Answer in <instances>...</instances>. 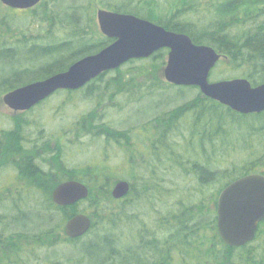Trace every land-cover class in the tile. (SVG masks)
<instances>
[{
    "label": "trees",
    "instance_id": "1",
    "mask_svg": "<svg viewBox=\"0 0 264 264\" xmlns=\"http://www.w3.org/2000/svg\"><path fill=\"white\" fill-rule=\"evenodd\" d=\"M100 2L111 11L136 15L168 30L187 34L196 44L210 45L224 55V62L233 68L234 76L247 78L255 86L264 83V0ZM92 6V0H48L35 7L43 9L38 35L27 37V30H22V38L16 40L17 47L0 46V57L13 51L12 54L17 55L19 48L26 47L31 41L36 44L28 49L37 51L38 55L28 62H14L18 67H14L11 76L8 75L5 86L3 81L7 76H0V89L42 80L107 47L111 40L95 37L94 29H90L95 25ZM8 8L1 22L11 27L15 17L20 18L26 11ZM4 39L6 43H13L7 37ZM40 41L49 44L43 46ZM168 52L164 48L149 58L131 61L145 60L146 75L150 66L164 67ZM134 77L132 73L131 78ZM94 80L86 92L59 90L40 104L57 94L65 97L63 102L96 93L102 96V100L105 95H109L106 97H111L112 101L116 98L115 92H108L111 81H106V85L100 87L102 91L98 92ZM134 86L138 85L134 83ZM145 86L150 94L158 89L168 92L175 88L180 95L178 98L169 95L167 100L157 101V107L144 118L141 127L117 130L109 122L100 121V114L98 118L96 109H92L69 128L66 133H70L63 135L65 140L54 144L51 136L59 139L61 135L44 133L40 126L35 134L29 125L30 117L24 116L38 104L17 112L13 128L0 130V171L5 167L13 168L19 178L31 180V185L2 186L0 253L5 259L1 264H28L30 259L36 262L40 258L36 257L39 244L54 247L58 242L78 246L80 253L59 256L54 249V254L50 252L44 259L45 264H172V259L177 260L176 264H264V221L256 239L239 247L227 245L217 227L221 191L246 175H264V112L238 113L205 96L197 86L174 85L161 76L156 80L146 79ZM193 89L198 92L186 99L185 92ZM110 105L121 108L118 103ZM26 128H30V132H26ZM139 128L145 130V137H148L145 142L133 139V129ZM111 137L123 144L130 145L134 141L145 146L139 154L135 152L124 160L133 164L136 173L126 176L130 190L121 199L112 195L115 178L100 174L99 163L106 162L110 168L109 149L103 151L101 146L103 159L87 162L84 169L63 166L68 149L84 145L82 140L94 144ZM22 151L50 154L51 157L44 156L50 163L47 173L32 166L31 159L23 155L19 157L18 152ZM6 154L9 158L5 159ZM2 159L9 163L2 165ZM55 164L60 167L59 171ZM81 170H85V174L79 175ZM72 178L87 183L88 198L71 206L56 204L52 199L53 189ZM211 186L214 192L209 191ZM207 198L212 201V206L204 202ZM80 203H86L87 208L79 209ZM141 204H145L143 212L139 210ZM79 212L89 214L93 224L84 236L72 238L66 235L64 227ZM166 227L196 238L181 237L182 243L178 239L175 248L169 246L171 237L167 236L168 246L163 249L160 234ZM122 228H127L131 237L125 238V231H120ZM168 228L166 232H169ZM99 231L102 232L95 234ZM209 232L212 236L204 237Z\"/></svg>",
    "mask_w": 264,
    "mask_h": 264
},
{
    "label": "water",
    "instance_id": "2",
    "mask_svg": "<svg viewBox=\"0 0 264 264\" xmlns=\"http://www.w3.org/2000/svg\"><path fill=\"white\" fill-rule=\"evenodd\" d=\"M42 0H1L14 9H31ZM97 20L104 35L114 41L98 53L75 62L65 71L6 93L4 103L15 111H26L60 89H79L101 74L117 69L132 59L149 58L168 48L164 78L178 86H197L201 92L241 114L264 112V83L254 86L247 78L210 81L212 70L222 58L214 47L196 44L184 33L166 29L133 14L100 8ZM130 190L127 180L114 187V198ZM89 196L87 185L77 179L61 182L53 200L61 206L74 205ZM264 220V175L249 174L228 184L218 201V231L230 246L252 241ZM92 219L78 213L68 220L65 231L76 238L87 233Z\"/></svg>",
    "mask_w": 264,
    "mask_h": 264
},
{
    "label": "rangeland",
    "instance_id": "3",
    "mask_svg": "<svg viewBox=\"0 0 264 264\" xmlns=\"http://www.w3.org/2000/svg\"><path fill=\"white\" fill-rule=\"evenodd\" d=\"M48 1V0H44ZM81 1V0H80ZM87 3V2H86ZM92 13L94 15V20H95V25L91 26L90 29H94L95 32V37H102V32L100 33V26L98 24L97 20V11L100 8H105L100 0H92ZM8 7L3 5V3L0 1V46L6 45V48L9 47H17V39L22 38L23 32L22 30H27V37L30 36H37L39 32V18L43 15V9L42 8H31L26 13L22 12L20 18L15 17V21H13L11 27H6L5 25L2 24L1 18L6 14ZM10 9V8H8ZM107 9V8H105ZM13 10V9H12ZM16 11H21V10H16ZM15 11V12H16ZM10 18V17H9ZM14 18V17H13ZM38 19V20H37ZM9 26V25H8ZM13 26V27H12ZM19 27V28H18ZM100 30V31H99ZM66 37V35L64 34ZM8 38L9 42L13 43H6L3 40L4 38ZM41 45L46 46L49 43L47 42H39ZM16 44V45H15ZM36 44L34 41L29 42L26 44V47H21L18 50V54H12L9 53L6 57H0V76H8L10 73L14 71V67H18L14 64V62H28L29 59L34 58L38 55L37 51H31L28 48L31 45ZM226 58H222V61L213 69L211 72L210 78L211 81H219V80H225V79H232V78H242L238 76H234L235 73L233 71V68L230 67L225 61ZM145 60L143 61H136L133 63H130V65H127L123 68V72L127 71L128 69L133 70V75L135 74V77L132 78L131 82V89L133 87L132 92H122V87H121V81L118 79H114L116 85L112 86V81L110 84V87L108 88V92H115L114 90L116 89L117 92H115V99L112 101L111 97H106L109 95H105L103 100L101 99L102 96L95 95L92 96H87V97H76V99L68 100L66 102H63V99L65 98L61 94H57L52 96L49 100L46 102L38 105L35 109H33L29 114H26L24 116H29L30 118L28 121L30 122V126L33 127L35 130L36 134V128L39 130V126L43 127L44 133L46 132L49 135H55V134H61L63 128H70L73 127V125L76 123L77 120H79L82 116H85L88 112H90L92 109H96L98 118L99 114L101 116V119L99 118L100 121H106L111 124L112 127H115L117 130H121L123 128H130V126H136V127H141L143 123H145V119L149 113L153 112L152 110L155 109V106L157 101L161 100L162 102L167 100L169 95H171L173 98H178L180 95L178 90L175 88H172L171 91L168 92H161V89H158L155 91V93L150 94V90L147 91L148 86H145V81L146 79H160V76L164 78V72L162 68H154V66H150V71H147L145 75ZM144 62V63H143ZM142 70V73L140 72ZM228 77V78H226ZM134 83H136L138 86H134ZM149 84V83H148ZM106 85V81L98 84L99 91L101 92V86ZM150 85V84H149ZM5 90H0V130H8L13 128L14 126V118L18 114L17 112L13 111L10 109L3 101V96ZM96 92V91H92ZM198 92L197 89L193 90H187L185 94L187 95V98H191L193 95H195ZM78 95V94H76ZM81 95V94H80ZM102 100V101H101ZM155 101V102H154ZM118 103V106L121 108H113L111 107V103ZM154 102V103H153ZM110 105L109 107H106ZM175 105V104H174ZM139 111L137 114L136 112ZM13 116V117H12ZM12 117V118H9ZM35 127V128H34ZM140 129V128H139ZM30 128H26V132L29 131ZM145 131V130H143ZM132 135H134L133 139L135 141H144L148 140V137H145L144 135L142 136L140 133V130H134L132 131ZM137 139V140H136ZM9 139H7L8 142ZM55 138L51 136V142H53ZM26 141V140H25ZM56 141V140H55ZM58 143V141H56ZM83 144L82 146H74L68 149V152L64 156L65 163L64 165L70 166L71 168H76L79 169L82 168L84 169L85 165L87 162L92 161L96 159V162L100 161L103 159L102 153L100 151L101 146L102 150L106 151L109 149V154H110V160L109 161V166L110 168L107 167L106 162H101L99 163V166L102 168L100 170L101 176H111L114 177V182L112 185H116L117 182L121 180H127L126 179V174L133 175L135 174V168H133V164L127 161H124L128 158V155H133V153L136 152V154H139V151L145 147L141 142L137 143H130L129 144H123L121 142H116L114 137H111L110 140H100L97 143L92 144L93 142L90 140H82ZM107 145V147H106ZM3 147L6 148L5 145ZM14 153H16V150H14ZM19 157L21 155H26L27 152H18ZM5 159L9 155L6 154L4 155ZM9 162H6L4 159H2V165H5ZM44 163V162H43ZM48 165V164H47ZM56 170L59 171L58 165L55 164ZM46 169L49 170L47 166H45ZM6 168V167H5ZM3 168L0 171V193H2L4 188L2 186L4 184H12L13 186L15 185H20V184H29L31 185V180H26L19 178L18 173L13 168L10 169H5ZM44 171V170H43ZM85 170H81L78 174L80 175L83 173ZM85 174V172L83 173ZM82 174V175H83ZM145 174V172H144ZM88 176V175H85ZM74 179V178H72ZM83 182V181H82ZM61 183V182H60ZM85 183V182H84ZM87 185V183H85ZM88 186V185H87ZM56 188V187H55ZM54 188V189H55ZM185 188H190V187H185ZM53 189V191H54ZM186 190V189H185ZM52 191V194H53ZM209 191L214 192V187L211 186L209 188ZM212 196V195H211ZM205 203H207L209 206H212V201L210 198H207L204 200ZM162 205V204H161ZM79 209H86L87 204L86 203H80L78 206ZM142 210V212L145 210V204H141L139 210ZM158 210H159V204H158ZM88 211L91 212V209L88 208ZM87 214L85 212H80ZM89 216V214H87ZM91 217V216H89ZM144 218V216L142 215ZM58 223V221H57ZM102 223V221H101ZM101 226V225H97ZM100 229H103L100 227ZM106 229V228H105ZM121 232L125 233V238L131 237L129 234V230L127 228H122L120 230ZM102 231H99L95 234H99ZM94 234V235H95ZM93 235V236H94ZM212 236L211 232L206 234L204 237L210 238ZM88 238V237H87ZM40 243V242H39ZM39 248L37 249V256L40 258L35 262L32 259H30L28 264H45L44 259H46L47 255H50V252H53L57 250L56 254L59 256L61 254L65 255H70V254H79L80 251L77 249V247H74L71 244H67L64 242H58L57 245L54 247H45V246H38ZM55 249V250H54ZM176 254V252H174ZM52 258H55L53 256ZM4 257L1 256L0 253V264L4 261Z\"/></svg>",
    "mask_w": 264,
    "mask_h": 264
},
{
    "label": "flooded vegetation",
    "instance_id": "4",
    "mask_svg": "<svg viewBox=\"0 0 264 264\" xmlns=\"http://www.w3.org/2000/svg\"><path fill=\"white\" fill-rule=\"evenodd\" d=\"M100 31V30H99ZM100 33H101V31H100ZM102 35V37L103 38H108V39H110L111 40V42H110V44L114 41V39H112V38H109V37H107V36H105V35H103V34H101ZM34 50H36V49H34ZM15 51H13V52H10V53H14ZM130 63H132V61H128L127 63H125V64H123V65H121L120 67H118L117 69H114V70H111V71H108V72H105V73H103L102 75H100V76H98V79H96L95 78V83L98 85V84H100V83H102V82H104V81H112V86H114V85H116V83H115V80L114 79H116V80H120L121 81V87H122V92H132V90H133V87H132V89H131V82H132V73H133V70L130 68V69H128L127 71H125V72H123V68L125 67V66H127V65H130ZM71 67V65L69 66V67H67L66 69H64V70H62V71H60V72H58V73H61V72H65V71H67L69 68ZM15 73V72H14ZM13 73V74H14ZM58 73H56V74H58ZM12 74H10L9 76H11ZM53 75H55V74H53ZM9 76H7V78H5L4 79V81H3V84H4V86H5V84L8 82L7 81V79H8V77ZM52 76V75H51ZM50 77V76H49ZM48 78V77H47ZM44 79H46V78H44ZM43 80V79H42ZM92 80V81H93ZM7 81V82H6ZM92 81H90L89 83H87L85 86H83V87H81L80 89H76V90H71V89H65V91L66 92H80V91H82V92H86V89L88 88V85H90L91 83H92ZM132 85H133V82H132ZM11 86H8L7 88H9V89H7V90H5L4 92H10V91H13V90H15V89H17V88H19V87H21V86H19V87H15V88H10ZM1 90V89H0ZM2 91H3V89H2ZM115 92H117V90L115 89L114 90ZM69 130V128L67 129V128H63L62 129V133L61 134H59V135H61L62 137L61 138H59V139H57V138H55V140L56 141H58V140H60V141H63V140H65L64 138H63V135H65V134H69V133H66L67 131ZM140 133L142 134V135H144L145 136V131H143V129H140ZM54 140V144L56 143V141ZM117 142V141H116ZM125 144V143H124ZM48 152V151H47ZM32 155V157H30L29 155ZM30 154H26V155H23V156H25L27 159H31V161H32V166H35V168L38 170V171H41V173H47V171H48V169H46V167L45 166H47L49 169H50V163L48 164L46 161V159H45V157L44 156H47V157H51V155L50 154H47V153H45V155H43V154H37V153H35V154H32V153H30ZM44 162V163H43ZM48 164V165H47ZM35 168H34V170H35ZM44 170V171H43ZM127 175H129V174H126V176ZM262 223V222H261ZM260 223V224H261ZM166 228H168V227H166ZM166 228H164V231L160 234V238H161V241H160V245L162 246V248L163 249H165V248H167V246H168V244H167V242H166V237L167 236H169V237H171V240H170V245L169 246H175V248L178 246V239L180 240V242H181V237H186V238H190V240H192V239H195L196 238V236H187V235H182L181 233H178V232H176L175 230L174 231H170L172 228H168V230H169V232H166L165 230H166ZM258 232V231H257ZM256 236H257V234H256ZM256 236H255V238L253 239V241L256 239ZM78 238V237H77ZM252 242V241H251ZM182 243V242H181ZM248 244V243H247ZM181 245V244H180ZM174 251H175V249H174ZM208 252V251H207ZM161 258L162 259H165V256H161ZM171 262H172V264H176V262H177V260H175V259H172L171 260Z\"/></svg>",
    "mask_w": 264,
    "mask_h": 264
}]
</instances>
